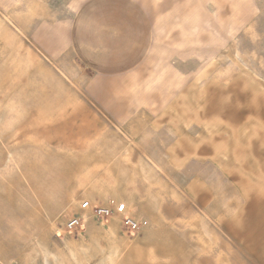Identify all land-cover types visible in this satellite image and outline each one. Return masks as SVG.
<instances>
[{
	"label": "rangeland",
	"instance_id": "1",
	"mask_svg": "<svg viewBox=\"0 0 264 264\" xmlns=\"http://www.w3.org/2000/svg\"><path fill=\"white\" fill-rule=\"evenodd\" d=\"M83 1L0 0V264H264V121L204 126L210 161L195 174L154 166L136 140L87 115L68 40ZM140 1L151 13L160 0ZM188 4L200 7L185 26L203 42L191 28L189 43L162 51L239 71L264 115V0ZM183 23L175 14V29ZM191 175L203 189L183 187ZM84 201L125 203L139 230L120 214L94 218Z\"/></svg>",
	"mask_w": 264,
	"mask_h": 264
},
{
	"label": "crops",
	"instance_id": "2",
	"mask_svg": "<svg viewBox=\"0 0 264 264\" xmlns=\"http://www.w3.org/2000/svg\"><path fill=\"white\" fill-rule=\"evenodd\" d=\"M158 2L150 13L140 0H84L70 22L69 49L83 67L77 83L88 116L136 140L141 154L162 171L195 174L210 161L200 159L207 150L198 144L206 137L204 126L249 124L259 109L250 88L238 81L239 71L195 66L191 61L205 60L201 53L162 51L165 45L189 43L183 35L191 28L199 43L205 36L198 33L199 24L197 32L185 26L197 18L199 4ZM175 14L184 22L181 30L175 29ZM198 180L191 175L182 185L192 193L194 183L204 188Z\"/></svg>",
	"mask_w": 264,
	"mask_h": 264
},
{
	"label": "built area",
	"instance_id": "3",
	"mask_svg": "<svg viewBox=\"0 0 264 264\" xmlns=\"http://www.w3.org/2000/svg\"><path fill=\"white\" fill-rule=\"evenodd\" d=\"M81 208L84 210L89 209L91 214L96 219H104L108 218L111 215L120 214L122 226L126 231L135 232L139 230V222L134 217L133 214L128 212L126 209V205L123 202L116 203L112 206H106L100 203L91 204L89 201H84L81 203ZM81 222V218L79 215H75L70 217L66 223L65 227L68 231H72L75 229Z\"/></svg>",
	"mask_w": 264,
	"mask_h": 264
}]
</instances>
